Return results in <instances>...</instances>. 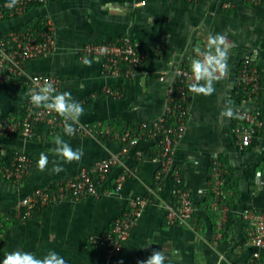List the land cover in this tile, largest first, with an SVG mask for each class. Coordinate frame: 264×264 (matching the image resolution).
Segmentation results:
<instances>
[{
	"label": "crops",
	"instance_id": "obj_1",
	"mask_svg": "<svg viewBox=\"0 0 264 264\" xmlns=\"http://www.w3.org/2000/svg\"><path fill=\"white\" fill-rule=\"evenodd\" d=\"M139 1L143 0H43L15 15L12 0H0V6L9 9V17L0 22V40L4 32L15 27L37 22L53 26L52 53L29 61L26 72L58 76L60 92L70 91L84 107L79 123L92 130L80 136L69 137L63 131L57 134L74 149L82 146L84 150L80 162L62 164L65 170L59 174L51 172V161L57 159L51 152L57 135L49 133V125L40 124L29 137L0 136V164L19 151L32 158L30 173L22 182L0 175V261L6 252L16 249L32 251L38 258L55 250L68 264H138L159 249L167 257L165 264H246L251 258L255 249L243 247L247 225L241 212L264 208V130L251 149L241 151L234 143L232 125L238 69L244 56L254 49L259 51L256 63L264 86V0H145V5L135 6ZM217 34L225 37L228 70L215 82L212 95L193 94L188 91L193 49H204L208 37ZM124 35L137 39L147 53L145 64L133 79L108 75L99 61L80 54L88 43H108ZM180 68L190 71L186 130L175 146L161 191L152 196L122 250L110 255L91 239L107 232L128 210L131 199L150 195L162 165L160 136H143L125 153L126 144L119 135L124 127L137 132L141 123L165 113ZM107 86L121 94L104 95ZM27 93L24 76L0 81V119L21 115ZM226 106L233 110L231 118L221 116ZM41 152L50 161L44 171L37 168ZM115 156L119 161L108 176L107 188L113 189L116 180L125 175L119 192L63 200L38 207L28 219L16 217L17 204L26 195L75 178L97 162ZM216 159L227 166L226 188L233 199L229 207L234 222L222 231L218 228L219 210L210 203ZM253 166L257 170L251 182L246 171ZM178 186L191 192L197 208L195 219L187 225L167 221V207L176 204Z\"/></svg>",
	"mask_w": 264,
	"mask_h": 264
},
{
	"label": "built area",
	"instance_id": "obj_2",
	"mask_svg": "<svg viewBox=\"0 0 264 264\" xmlns=\"http://www.w3.org/2000/svg\"><path fill=\"white\" fill-rule=\"evenodd\" d=\"M251 1L257 3L259 0ZM41 2L43 0H16L13 3L12 0L13 14H22L31 4ZM145 3L146 1L143 0L134 5L142 6ZM4 17L5 12L0 6V22ZM54 44V30L51 24H45L40 29L10 32L0 40V81L5 82L24 76L29 92L35 87V78H39L40 83L47 78L60 92L61 79L58 76L29 75L26 72V64L31 60L50 55ZM80 54L84 59L99 61L106 74L124 75L127 79L135 78L147 60V53L137 39L131 35H124L108 43H88L80 49ZM258 56L257 49L246 54L240 63L236 77L238 103L234 107L232 135L235 145L241 151L251 147L260 132L264 130V86L256 63ZM177 76L176 85L169 91V103L165 113L152 121L141 123L137 132L124 127L119 135V138L126 144L123 149L125 153L128 152V146L135 145L143 136H160L159 158L162 165L150 195L131 199L128 210L115 219L112 227L101 237L91 239L93 244L103 247L110 255H115L122 250L137 219L151 203L152 196L161 191L165 173L169 170L173 160L175 146L186 130L188 116L186 82L190 71L180 68ZM103 94L119 96L121 92L107 86L103 89ZM42 123L49 125L51 135H57L63 131L62 118L55 112L33 106L28 96L21 116L13 115L0 119V136L12 137L19 134L29 137ZM75 129L73 136L87 135L92 132L81 123L75 125ZM118 161L117 156L99 161L91 169L81 171L75 178L60 181L51 187L36 189L18 202L16 217L20 220L28 219L38 207L44 208L63 200H78L88 196L99 197L102 194L119 192L126 179L125 175H121L116 180L113 189L103 187L113 166ZM31 166L30 155L19 151L15 153L10 164H0V175L20 183L30 173ZM227 176V166L222 160L216 159L211 172L212 208L219 210L218 228L221 231L225 228L231 211L227 204L228 192L225 185ZM175 195L176 204L167 207V221L169 224L187 225L195 219L197 211L192 194L187 188L178 186ZM241 216L247 225V236L243 247L255 249L246 264H264V208L261 210L246 208L241 212ZM2 220L0 213V248L2 246Z\"/></svg>",
	"mask_w": 264,
	"mask_h": 264
},
{
	"label": "clouds",
	"instance_id": "obj_3",
	"mask_svg": "<svg viewBox=\"0 0 264 264\" xmlns=\"http://www.w3.org/2000/svg\"><path fill=\"white\" fill-rule=\"evenodd\" d=\"M16 0H13L15 3ZM194 56L190 61L192 82L188 85V91L196 95L210 96L215 92L214 84L228 70V52L226 41L222 34L210 35L204 49L196 47L193 49ZM90 65V61H85ZM219 74V75H218ZM35 87L27 95L30 102L37 108H44L49 112H55L64 121L63 132L71 137L75 133V125L79 123L80 117L84 115V107L80 104L70 91L58 92L54 84L47 78L40 83L39 78L34 79ZM222 117L231 118L233 110L226 106L221 112ZM55 147L51 150L57 157L51 161V172L59 174L64 171L62 164L80 162L84 156L83 147L73 148L62 136L54 137ZM49 156L41 152L37 162V168L44 171L49 164ZM151 244H148L149 246ZM145 246V247H147ZM144 248V247H143ZM167 257L163 250H153L152 254L138 264H165ZM0 264H68L66 259L55 250H48L45 255L38 258L32 251L20 249L6 252Z\"/></svg>",
	"mask_w": 264,
	"mask_h": 264
},
{
	"label": "trees",
	"instance_id": "obj_4",
	"mask_svg": "<svg viewBox=\"0 0 264 264\" xmlns=\"http://www.w3.org/2000/svg\"><path fill=\"white\" fill-rule=\"evenodd\" d=\"M35 4H40V3H33V4H31L30 6H32V5H35ZM29 6V7H30ZM3 11L5 12V17H4V19L6 18H8L9 17V9H6V8H3ZM3 19V20H4ZM43 24V23H42ZM42 24H40V23H31V24H28V25H25V26H20V27H15L14 29H12V31L11 32H17V31H23V30H27V29H40L41 27H43L44 25H42ZM10 33V31L9 32H4L3 34H2V39H4L8 34ZM237 103H238V101H237V97H236V102H235V106H237ZM23 112H24V110H23ZM22 112V113H23ZM22 115V114H21ZM21 115H19V116H21ZM249 149H251V147H248L246 150H249ZM12 159H13V156H10L9 158H8V160L6 161V163H2V164H10L11 162H12ZM256 170H257V167L256 166H253V167H250V168H248L247 169V171H246V173H247V175H248V177H249V179H250V181L251 182H253V180H254V178H255V175H256ZM263 170V172H264V168L262 169ZM229 184V177L227 176V185ZM107 186H108V183L106 182V183H104V185H103V187L104 188H107ZM229 187L231 188V186L229 185ZM211 200L212 201H210V203L211 202H213V193H211ZM232 201H233V199H231V198H227V202H228V204H229V206H231L232 205ZM209 203V204H210ZM210 206V205H209ZM234 222V219H233V212L232 211H230V213H229V216H228V221H227V228H229V227H231V225H232V223Z\"/></svg>",
	"mask_w": 264,
	"mask_h": 264
},
{
	"label": "rangeland",
	"instance_id": "obj_5",
	"mask_svg": "<svg viewBox=\"0 0 264 264\" xmlns=\"http://www.w3.org/2000/svg\"><path fill=\"white\" fill-rule=\"evenodd\" d=\"M226 186H227V181H226V184H225ZM226 191H228V189L226 188ZM227 204H228V202H227ZM229 205V204H228Z\"/></svg>",
	"mask_w": 264,
	"mask_h": 264
}]
</instances>
